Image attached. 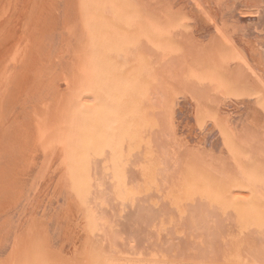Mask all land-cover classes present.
<instances>
[{
    "label": "bare ground",
    "instance_id": "6f19581e",
    "mask_svg": "<svg viewBox=\"0 0 264 264\" xmlns=\"http://www.w3.org/2000/svg\"><path fill=\"white\" fill-rule=\"evenodd\" d=\"M262 203L264 0H0V264L241 259Z\"/></svg>",
    "mask_w": 264,
    "mask_h": 264
},
{
    "label": "rangeland",
    "instance_id": "374dc122",
    "mask_svg": "<svg viewBox=\"0 0 264 264\" xmlns=\"http://www.w3.org/2000/svg\"><path fill=\"white\" fill-rule=\"evenodd\" d=\"M262 205H264V204L262 203ZM260 206H258V207H260ZM254 207H256V206H254ZM261 208H263V207L261 206ZM229 216H227V217H229ZM227 217H226V219H227ZM229 219H230V217H229ZM227 220H224L223 222L226 223ZM229 221L226 224H224L223 222L221 223L223 225L220 224L221 226L224 227V228L221 227L223 230L221 229V232H220L221 234L223 233L222 234L223 236L220 235V238L222 237V239H220V240L217 241V244L214 245L215 247L214 246L212 247V249L214 248L213 249L214 252L211 250L212 251L211 253H213V254H210L209 253V254L206 255V257L204 259V262H205L204 264H264V250H262V249H264V235H263V231H262V234L261 233L255 234V233H257L256 232L257 230H255L254 232L253 231L250 232L248 230L251 238H253L252 241L250 240L251 238L249 239L250 240V243L252 242L251 244H254L253 245V248H252V251H250L251 249L249 248L251 246V244H250V246L248 244V245H245V248L244 249H242L243 251L246 249L245 252H243L242 250L241 251H238V254L237 255H239L240 252H243L242 254L240 253L241 259L239 257H237V256H236L237 258L236 257L235 258L232 257V256L236 255V253L231 254V253H233V246H231L232 244L227 243L229 241V239L227 237H229L230 236L229 234H231V231L230 230H233L232 232L234 233L232 235V240H233L234 236L235 237L238 236V239H240L241 234H240V230L238 229V226H236L234 220H233V222H234L233 225L235 227L234 226H231V227H233V228H236L237 227V229L235 230L233 228H230V229L228 228V227H230ZM230 224H231V222H230ZM263 228H262V230H264ZM228 230L230 231V233L228 232ZM248 231H246L247 234H248ZM260 231H261V229H260ZM232 240L229 241V242L230 243H233L234 240L233 241ZM227 244H229L231 247L229 245H227ZM236 245H237V243L235 244V246ZM234 250H235V248H234ZM228 257H229V259H227Z\"/></svg>",
    "mask_w": 264,
    "mask_h": 264
}]
</instances>
